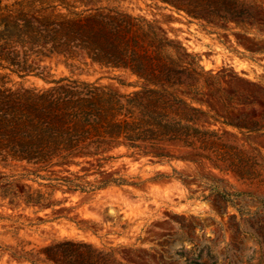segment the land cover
<instances>
[{
  "label": "rangeland",
  "instance_id": "obj_1",
  "mask_svg": "<svg viewBox=\"0 0 264 264\" xmlns=\"http://www.w3.org/2000/svg\"><path fill=\"white\" fill-rule=\"evenodd\" d=\"M32 1L0 0V76H7L14 88L20 82L45 88L32 76L41 73L55 80L97 82L123 94L134 91L116 86L113 77L125 71L101 67L82 55L76 60L38 55L40 45L18 36L11 24L21 23V10L39 7ZM249 2L255 7L251 27L250 22L192 19L160 0L100 3L152 22L172 47L189 55L186 62L191 65L180 67L182 72H203L197 78L203 95L198 99L205 105L194 106L209 111L210 128L223 134V143L233 148L228 152L230 168L240 175L221 164L183 159L187 151L173 145L167 147L173 156L167 160L119 148L110 154L114 159L100 162V167L96 159H79L77 164L54 168L52 177L95 184L113 176L125 183L91 193L57 190L52 201L59 204L43 210H13L0 197V264H31L17 258L20 250L36 251L62 239L113 249L125 264H264V0ZM12 72L30 76L21 81ZM250 122L260 131L247 133L223 125ZM22 169L0 165V192L4 179ZM17 183V192L23 186L49 189L27 179Z\"/></svg>",
  "mask_w": 264,
  "mask_h": 264
},
{
  "label": "trees",
  "instance_id": "obj_2",
  "mask_svg": "<svg viewBox=\"0 0 264 264\" xmlns=\"http://www.w3.org/2000/svg\"><path fill=\"white\" fill-rule=\"evenodd\" d=\"M192 19L236 25L250 22L249 0H160ZM36 10H21V23L12 28L24 40L40 45L41 56H63L76 60L85 56L92 63L122 70L113 77L118 87L134 91L123 94L111 86L72 78L49 79L41 73L45 88L24 87L7 76H0V165L21 167L23 173L4 179L0 192L3 205L17 210H43L59 204L52 201L54 191L91 193L125 181L111 176L95 184L79 178L52 177L54 168L77 164L79 159L113 160V150L124 148L142 157L167 160L173 156L170 145L184 149L183 159L205 160L231 170L230 150L223 134L211 129L209 111L198 88L203 72H182L189 55L172 47L159 28L141 17H132L115 7L101 6V0H34ZM57 8L63 13H56ZM50 11V16L44 12ZM174 48V49H172ZM172 49V52H170ZM19 80L28 72H12ZM123 76L133 77L127 83ZM247 133L260 131L255 122L233 126ZM182 158V157H181ZM27 179L46 189L31 190L17 182ZM15 256V255H13ZM19 259L31 264H125L113 249H100L90 243L62 239L31 252L20 250Z\"/></svg>",
  "mask_w": 264,
  "mask_h": 264
}]
</instances>
